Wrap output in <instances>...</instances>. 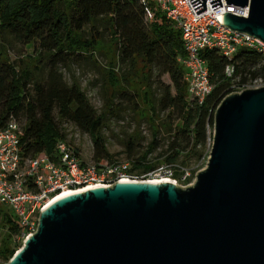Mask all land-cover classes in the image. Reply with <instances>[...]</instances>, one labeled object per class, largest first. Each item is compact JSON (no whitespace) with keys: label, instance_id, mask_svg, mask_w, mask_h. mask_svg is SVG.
<instances>
[{"label":"trees","instance_id":"trees-1","mask_svg":"<svg viewBox=\"0 0 264 264\" xmlns=\"http://www.w3.org/2000/svg\"><path fill=\"white\" fill-rule=\"evenodd\" d=\"M150 5L152 18L147 17L141 0H0V124L13 117L22 122L24 156L57 158L58 143L67 141L62 126L67 120L90 133L96 163L120 162L109 151L103 134L105 112L97 113L82 86L76 81L70 84L62 72V67L92 60L103 43L101 26L105 25L116 44L118 62L129 69L120 77L111 72L115 88L109 113L120 114L124 104L138 103L128 87L139 63L146 89L156 86L159 90L153 97L146 90L151 140L144 146L143 135L128 134L124 170L147 179L165 166L175 180L185 184L193 180L198 171L193 165L207 162L210 155L216 108L236 86L264 80V53L241 46L228 56L218 48H204L201 55L209 66L212 90L200 104L188 96L186 70L180 60L187 54L181 29L154 1ZM8 35L32 52L13 60L5 43ZM28 58L34 68L27 66ZM48 65L50 75L43 79L39 72ZM227 65L234 66L232 76L226 73ZM24 231L20 217L0 206V264H8L24 245Z\"/></svg>","mask_w":264,"mask_h":264},{"label":"water","instance_id":"water-1","mask_svg":"<svg viewBox=\"0 0 264 264\" xmlns=\"http://www.w3.org/2000/svg\"><path fill=\"white\" fill-rule=\"evenodd\" d=\"M200 13L221 0H190ZM223 23L264 42V0ZM194 184L134 180L61 197L8 264H264V86L226 95Z\"/></svg>","mask_w":264,"mask_h":264},{"label":"built area","instance_id":"built-area-1","mask_svg":"<svg viewBox=\"0 0 264 264\" xmlns=\"http://www.w3.org/2000/svg\"><path fill=\"white\" fill-rule=\"evenodd\" d=\"M151 1L181 29L187 54L180 60L186 70L185 79L191 98L200 104L212 90L209 66L201 55L204 48L215 47L228 56L241 46L255 47L264 53V42L260 38L232 30L223 23L222 14L226 12L248 16L249 5H228L226 0H221L222 6L213 10L210 1H206V10L197 13L190 0H141L148 18L154 15ZM226 73L232 76L234 66L227 65ZM22 129V123L14 117L4 125L0 124V203L8 205L20 217L26 238L37 230L42 211L65 191L78 192L90 187L153 177L177 181L167 173L169 170L165 166L158 167L145 179L144 176L127 173L124 170L126 165L121 162H85L66 140L58 143L57 158L48 154L24 156Z\"/></svg>","mask_w":264,"mask_h":264},{"label":"rangeland","instance_id":"rangeland-1","mask_svg":"<svg viewBox=\"0 0 264 264\" xmlns=\"http://www.w3.org/2000/svg\"><path fill=\"white\" fill-rule=\"evenodd\" d=\"M101 30H103L104 40L103 43L99 45L94 56L92 57V60L89 59L85 60L82 63H74L70 66L62 67V72L64 73L65 79L70 84L76 81L82 86L83 91L88 95L90 103L97 110V113L105 112L107 120L106 127L103 130V134L107 137L108 140L107 147L111 153L115 154V158L117 160L128 166L126 156V137L128 136V134L136 131L145 137L144 146H146V144L151 140L152 131L148 121L151 117V110L149 103L145 99L147 96L146 90H148L149 97H153L155 95L158 96L159 90L156 86H154V88L152 87L151 90L149 88L146 89L147 84L142 76L143 66L141 63H139V65L137 66L138 69L134 71V73H136V76H134L133 81L128 87L129 90H132L131 92L136 94L134 96L136 97L138 103H131L127 106L124 104L122 106L123 110L120 112V114L114 115L109 113L108 104L110 100H112L113 89L115 88L110 82L111 72L113 71L116 77H120L125 73L127 74L129 72V69L121 61L118 62L116 44L113 42L111 37H109V34L107 33L108 30L105 29V25L101 26ZM6 38L7 39L5 43L7 44L8 48H10V56L13 60H17L24 53L28 54L32 52L31 49L29 50L26 45L18 42L12 36L8 35ZM6 56L7 55H5V57ZM35 62L36 61H34V63ZM27 66L34 68L32 60L29 58L27 61ZM39 66H41V63H39ZM49 67L50 66L48 65L46 66V68L40 70V77H42L43 79L48 78V76L50 75ZM164 80L168 83L170 82L168 76H165ZM261 86H264V80L262 82H254L253 80H248L245 83L236 86V91L234 92H241L245 89L258 88ZM188 96L189 98H191V93H189ZM116 102L117 101H115L114 105H118ZM161 116V118L165 117L164 114H162ZM62 126L65 128V131L67 133V142L79 150L81 159L88 163L96 162L94 157V143L90 133L84 131L72 121H62ZM164 131L166 132V130ZM210 145L212 146V140L210 142ZM198 165L199 166H197V164L193 165L197 168V173L203 168H206L207 162H200L198 163ZM168 172L169 171H167V173ZM196 175L190 183L185 184L184 182L178 180L176 181L177 185L182 188H186L187 186L194 184ZM164 178L166 179L167 177L157 179L162 181ZM0 206L11 210V208L6 204L0 203ZM21 237H24L25 242L26 236Z\"/></svg>","mask_w":264,"mask_h":264},{"label":"bare ground","instance_id":"bare-ground-1","mask_svg":"<svg viewBox=\"0 0 264 264\" xmlns=\"http://www.w3.org/2000/svg\"><path fill=\"white\" fill-rule=\"evenodd\" d=\"M151 181H154V182H161L160 180L158 179H150ZM162 181H172V180H169V179H163ZM92 188V187H90ZM72 193H75V191H65L64 193L60 194L59 196L56 197V199H54L49 205H51L52 203H54L55 201H57L58 199H60L61 197L63 196H66V195H69V194H72ZM48 205V206H49Z\"/></svg>","mask_w":264,"mask_h":264}]
</instances>
